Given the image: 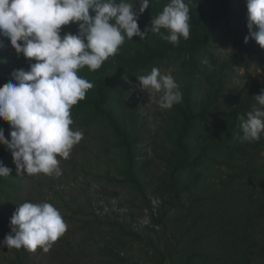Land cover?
I'll list each match as a JSON object with an SVG mask.
<instances>
[{"label": "trees", "instance_id": "1", "mask_svg": "<svg viewBox=\"0 0 264 264\" xmlns=\"http://www.w3.org/2000/svg\"><path fill=\"white\" fill-rule=\"evenodd\" d=\"M185 2L189 6V38H181L177 45L151 32L143 40L125 38L118 53L98 70L84 67L78 71L93 88L71 108V118L74 125L103 128L104 138L109 139L108 145L119 157L115 172L121 178L119 183L144 198V184L136 169L140 157L138 131L134 117L126 118L122 113L125 100L133 104L136 93L130 96L132 86L125 80L132 84L137 76L147 75L143 72L159 69L169 59L177 61L186 84L183 100L171 108L170 121L162 134L169 147L160 155L164 172L158 186L165 212L159 213L153 222L160 224L167 212L175 214V221H184L185 232L175 238L174 246L183 252L185 264H264V138L241 142L243 133L237 118L246 116L256 105L254 97L264 90V83L253 79L248 87L229 93L225 90L226 77L235 68L264 70V49L253 40L244 43L248 35L245 0ZM167 3L169 0H149V8L138 18L142 32L150 29L151 19ZM77 30L75 24L63 26L61 36L66 32L76 34ZM223 36L231 40L232 50L221 61L215 46ZM3 47L11 49L6 38ZM29 64L14 51L9 57L0 55V86L8 82L13 70H28ZM206 71H210L206 75L207 86L201 93L198 79ZM0 128L9 138V125L0 121ZM0 164L12 169L9 177H0L1 219L15 210V205L5 208L4 201L21 190L27 176H17L11 154L3 145H0ZM199 170L209 173L202 182ZM124 233L132 241L141 240L131 231ZM208 247H211L210 256ZM114 250L106 243L99 249L102 253L107 251L115 264H127ZM15 251L10 264H23L22 257L30 254L23 248Z\"/></svg>", "mask_w": 264, "mask_h": 264}, {"label": "clouds", "instance_id": "2", "mask_svg": "<svg viewBox=\"0 0 264 264\" xmlns=\"http://www.w3.org/2000/svg\"><path fill=\"white\" fill-rule=\"evenodd\" d=\"M245 4L248 35L244 43L253 40L264 49V0H245ZM148 8L149 0H0V55L9 57L14 51L30 62L28 70H13L0 86V121L10 128L9 138L0 128V145L10 152L17 176L62 174L58 157L67 160L83 138L81 131L70 127L71 108L93 88L78 75L80 69L98 70L118 53L125 38L143 40L151 32L174 45L189 38L185 0H169L151 19L150 29L142 32L138 18ZM69 24L78 26L77 33L61 36L62 27ZM4 38L11 49L3 47ZM136 79L140 92L158 95L156 103L163 110L183 100L174 78L158 68ZM254 99L252 110L237 117L241 142L257 141L264 133V90ZM11 172L0 164V177L7 178ZM67 227L53 204L24 202L16 207L10 233L0 246L29 252L39 248L47 253Z\"/></svg>", "mask_w": 264, "mask_h": 264}, {"label": "rangeland", "instance_id": "3", "mask_svg": "<svg viewBox=\"0 0 264 264\" xmlns=\"http://www.w3.org/2000/svg\"><path fill=\"white\" fill-rule=\"evenodd\" d=\"M231 50V40L220 37L215 46L219 59L224 61ZM159 70L161 74H170L183 91L186 77L177 61L169 59ZM209 72L198 79L201 93L207 86L206 75ZM253 79L264 83V70L235 68L226 77L225 90L229 93L233 89L248 87ZM125 82L130 87L134 84L129 79ZM131 93L133 91L129 90L130 96ZM147 96H134L133 104L129 99L125 100L122 109L126 118L134 117L138 131L140 157L136 161V169L144 184V198L119 183L121 178L115 174L119 157L117 151L108 145L109 139L104 138L103 128L96 130L87 125L72 124L70 127L81 131L83 138L73 147L67 160L58 157L62 174L27 176L21 190L4 201L5 208L11 205L18 207L24 202H49L60 211L68 226L49 252L44 253L38 248L27 258L22 257L23 264H115L107 251H99L105 243L114 247V252L127 264H185L183 252L174 246L175 238L185 232L184 221H175V214L167 212L160 224L153 222L159 213L165 212L161 205L162 191L158 188L164 172L160 155L169 149L162 134L172 110L159 108L156 103L158 95L153 97L148 92ZM260 138H264V133ZM199 175L202 182L209 173L199 170ZM15 210H10L0 219V242L10 233V219ZM198 214L196 211L195 215ZM125 231L137 234L141 240L132 241L125 236ZM15 250L0 246V264L13 262ZM207 255H211V247H208Z\"/></svg>", "mask_w": 264, "mask_h": 264}, {"label": "built area", "instance_id": "4", "mask_svg": "<svg viewBox=\"0 0 264 264\" xmlns=\"http://www.w3.org/2000/svg\"><path fill=\"white\" fill-rule=\"evenodd\" d=\"M138 85H139V82H138V80L136 79V81L134 82V84H133V86H134V92L136 93L135 94V96H139V95H141V94H143L144 95V97L145 98H147V92H140L139 90H138Z\"/></svg>", "mask_w": 264, "mask_h": 264}]
</instances>
